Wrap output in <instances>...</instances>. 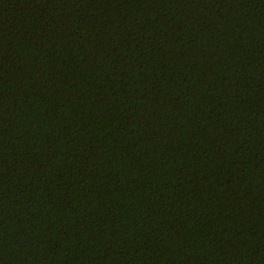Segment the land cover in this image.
Returning <instances> with one entry per match:
<instances>
[{
  "label": "trees",
  "instance_id": "obj_1",
  "mask_svg": "<svg viewBox=\"0 0 264 264\" xmlns=\"http://www.w3.org/2000/svg\"><path fill=\"white\" fill-rule=\"evenodd\" d=\"M0 264H264V0H0Z\"/></svg>",
  "mask_w": 264,
  "mask_h": 264
}]
</instances>
